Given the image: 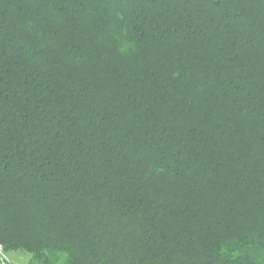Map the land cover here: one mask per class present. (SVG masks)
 Here are the masks:
<instances>
[{"label":"trees","instance_id":"trees-1","mask_svg":"<svg viewBox=\"0 0 264 264\" xmlns=\"http://www.w3.org/2000/svg\"><path fill=\"white\" fill-rule=\"evenodd\" d=\"M0 242L264 264V0H0Z\"/></svg>","mask_w":264,"mask_h":264},{"label":"rangeland","instance_id":"rangeland-1","mask_svg":"<svg viewBox=\"0 0 264 264\" xmlns=\"http://www.w3.org/2000/svg\"><path fill=\"white\" fill-rule=\"evenodd\" d=\"M5 250V248H4ZM5 255L8 258V261L10 260V262H8V264H27L28 260L30 258L29 254L26 253H22L19 251H10L7 252L5 250ZM7 261V260H5Z\"/></svg>","mask_w":264,"mask_h":264},{"label":"built area","instance_id":"built-area-1","mask_svg":"<svg viewBox=\"0 0 264 264\" xmlns=\"http://www.w3.org/2000/svg\"><path fill=\"white\" fill-rule=\"evenodd\" d=\"M5 260H7V261H5ZM0 262L2 264H8V262H10V260L8 261V258L5 255L4 246H3V244L1 242H0Z\"/></svg>","mask_w":264,"mask_h":264}]
</instances>
